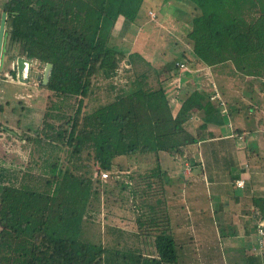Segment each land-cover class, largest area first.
Here are the masks:
<instances>
[{
	"label": "trees",
	"instance_id": "16d2710c",
	"mask_svg": "<svg viewBox=\"0 0 264 264\" xmlns=\"http://www.w3.org/2000/svg\"><path fill=\"white\" fill-rule=\"evenodd\" d=\"M155 1L6 0L1 7L0 23L3 13L7 21L0 69L3 56L10 62L24 59L51 68L47 83L40 80L50 92L42 128L35 129V134L21 129L29 144L35 145L33 157L23 169L0 163V264H109V238L115 239V230L125 232L114 225L116 219L125 217L123 213L118 216V209L129 210L135 225L118 261L180 264L178 244L165 213L166 199L137 200L138 191L131 190L126 180L131 175L124 169L122 157L153 154L158 165L141 178L148 187L158 181L165 185L167 173L161 167L160 154L181 153L198 144L206 139L203 129L207 124L218 121L221 110L216 102L224 103L210 100L214 90L205 93L197 87L189 94L184 92L180 110L174 115L167 85L171 77L183 72L185 76L197 67L218 72L229 68L227 73L233 78L247 83L252 93H260L253 80L264 87V0H172L180 6L190 5L191 14L188 32L183 33L189 50L173 56L171 63L163 58L154 61L148 49L131 52L113 41L120 20L128 28L129 24L143 27L149 18L147 8L159 10L168 0ZM123 63L132 67L137 88L88 111L97 77L117 75ZM180 64L188 70L183 71ZM10 74L17 76L16 71ZM232 99L235 109L241 99ZM198 114L204 124L191 132L187 126ZM259 122L263 124L262 119ZM2 124V131H7ZM97 170L109 172L110 179L97 176ZM120 173L126 178L121 180ZM110 186L113 192L118 188L122 194L129 192L130 197L123 203L115 196L108 200L113 193ZM100 188L105 204H112L106 216L112 224H105L109 235L105 244L89 245L84 242L88 235L84 218L96 211ZM253 202L255 217L264 223V198ZM257 229L264 232L263 226ZM144 235L150 237L146 239L151 240L150 245L140 240ZM125 236L123 233L121 242ZM139 247L150 249V255L140 252L134 257L132 250Z\"/></svg>",
	"mask_w": 264,
	"mask_h": 264
},
{
	"label": "rangeland",
	"instance_id": "374dc122",
	"mask_svg": "<svg viewBox=\"0 0 264 264\" xmlns=\"http://www.w3.org/2000/svg\"><path fill=\"white\" fill-rule=\"evenodd\" d=\"M156 1L154 4H156ZM5 2L6 0H0V10ZM189 6H180L179 2L174 3L172 0H168L164 2L163 7L159 10L148 7L149 18L144 23V26L142 25L143 27H139L136 24H129L128 28V25L124 24L126 22L120 20L113 41L121 43L122 47L129 48L131 52L134 49V41H142L141 44L146 42L148 44L146 48H148L147 52H149V57L154 58V61L165 57L167 59L166 63H171L173 56H178L183 50H189L186 44L187 39H183V33L188 32L189 29L187 23L190 20L189 14H191ZM137 51L142 50L138 49ZM142 52L144 53L145 51ZM150 53L153 54L151 55ZM163 53L166 55L163 56ZM3 62V70L0 69V106L3 107V111L0 113V124L3 123V127H6L8 130L3 132V128H0V163L23 169L33 157L35 145L29 144L24 137L26 136V131H22L21 129H30L29 132L33 134L35 129L41 130L42 128L43 117L46 111V105L48 104V96L50 95V92L42 86L40 81L43 79L44 82L46 68L39 67L38 64L34 63L29 71L28 80L25 78L23 80H17L9 77L10 71L15 67L13 62H10L7 56H3ZM126 69L129 70L132 67L122 65L119 71L124 72L123 70ZM214 71L212 69L213 73H202V76L205 77L206 74L207 76L206 79H201V85L205 86V89H203L205 93H211L215 89L221 93L225 92L224 96L223 94L221 95L224 105L222 106L220 102H216V105L221 110L220 117L216 119L218 121L209 122L207 127L203 129L205 131V138L208 137L206 134H210L211 132L212 140L207 139L201 141L198 145H191L190 153L194 154L196 160H193L189 157L190 154L186 153L183 155L176 154V156L174 155L175 158L171 156L172 154L169 156L165 155L161 159V167L167 173L166 176L168 178L173 177V175H184V171L188 168L185 164L189 163L194 165L199 160V167L194 173L196 177L200 176V182L202 183L198 184V191L201 193L198 200L201 202V205H192V201H187L186 204L183 203L182 205L178 202L174 203L175 206L172 205L173 197L176 194L177 196L184 197L185 201L190 199L188 190H185V187L189 185V181L186 180L185 183L183 176L181 180H176V185H172L171 183H164L165 185L158 183L156 185L154 184L155 186L153 187H145L143 185L140 174L143 175L142 173H145L148 170L147 168L151 170L155 168V165H158L153 155L137 154L129 157L123 156L121 162L125 170L131 171L129 173L133 177L131 189L137 188V200L144 199L146 194L149 195L147 197L148 199H151L153 196H159L166 199L169 204V208H166L165 212L167 216L181 213L188 220L192 218V210L193 215L196 214V208L198 206L204 208L206 212L208 211L207 217H210V219L207 223H204L205 226H197V234L190 235L188 232H179L175 229L176 232L174 233L179 248L180 264H251V261L264 264V247L262 248L263 251L256 252L248 244V239H245L247 237L246 233H244L246 230L252 233L253 241H255H249L250 244L254 243L252 246L258 245L257 236L258 238L260 237L255 227L256 217L252 214L249 216L248 214L251 208L250 199L248 197L243 198V196L241 197L234 193V183L238 177L244 178L248 184L250 182L255 184L264 183V109L262 110L264 105V87L258 81L253 80L256 84V90H260L261 92L259 91V94L252 93L250 91L252 89L246 87L247 83L244 84L241 80L233 78L231 74L227 73L229 68L221 72ZM189 73L193 74L194 72L191 70ZM198 74L196 73L197 76ZM168 75L170 77V74ZM183 77L184 75L180 77L179 81L178 79L176 80L178 81V87L182 86L183 82L181 78ZM124 79V77L120 76L109 78V90L104 93H97L100 96L97 100H94L92 97L88 105V111L101 108L137 88L135 76L129 79L130 82L127 86L121 87L122 91H119L117 87L125 82ZM151 79L153 80L152 75ZM106 80L99 78L98 84ZM172 82L173 77L170 78L168 85L170 86ZM196 87L197 89H202L192 84L186 89L188 94ZM237 96L241 99V102L235 109L240 107L242 109L241 111H235L234 106H231L233 104L232 98ZM224 106L225 111H223ZM22 109L25 110L23 111ZM20 116H22V120H20ZM199 118L200 115L198 119L193 120L196 122V127L200 124ZM261 119L263 124L259 122ZM20 123H23V127ZM196 127H191L190 129L195 130ZM238 129L246 132V140H239ZM204 131L201 132L204 133ZM225 136L228 137L225 138ZM173 154L175 153L173 152ZM174 161L175 163H173ZM200 161H202V165ZM174 164L177 167L175 166L176 168L173 170L172 167ZM246 165H248V168H245ZM207 169H209L208 171L211 175H217L215 181L212 183V190H216L222 185V191H224L214 193L213 197L209 196L212 200H208L202 190L204 189L205 191L207 186V183L204 182L205 175L207 176L208 174ZM237 170H241V174L233 173ZM118 176H120L121 180L126 178L121 173ZM211 188L212 186L210 187L208 185V194H210ZM113 189L110 186L111 192H113ZM118 189L112 195L110 194L108 200L115 196V199L118 201L121 199L122 201L120 202L123 203L126 201L124 199L130 197L129 192L122 194L120 188ZM163 189L165 191H162ZM100 196L101 201L94 203L96 211L90 212L86 217L87 219L84 218L85 227L88 230V235H84L86 236L84 242L89 245H97L100 242L105 244L109 238L105 224L107 222V225L111 223L106 216L110 209L109 206L112 204H105L106 199L102 188H100ZM220 207L223 208L220 209ZM111 209L114 208L111 207ZM117 211L118 216H121L123 213L125 217L116 219L114 225L134 229V217L129 213V210L122 212L118 209ZM209 212L212 213V217ZM184 217L179 221L180 224L186 222L184 221ZM251 220L253 221L251 222ZM193 225H198V223H193ZM249 225H252V227L250 228ZM197 230L200 231L197 232ZM128 231L122 232L115 230V239L111 240L109 238L110 241H108V251L106 253L109 264H124L122 260L118 261V256L123 258L125 243L129 235ZM234 231L240 233H235L236 236H234ZM201 232L203 233L202 236H200ZM84 233V231H81L80 234ZM123 233L126 236L121 242L120 239ZM80 234L78 237L81 236ZM228 234H230V237H228ZM131 236H133V233ZM146 236H141L140 240L143 241L144 239V244L150 245L151 240H146L150 237ZM133 240L138 242V239ZM238 242H242L244 246L240 243L238 244ZM149 250L142 251L139 247L138 249L132 250V255L138 257L141 252L149 256Z\"/></svg>",
	"mask_w": 264,
	"mask_h": 264
},
{
	"label": "crops",
	"instance_id": "0c3cea01",
	"mask_svg": "<svg viewBox=\"0 0 264 264\" xmlns=\"http://www.w3.org/2000/svg\"><path fill=\"white\" fill-rule=\"evenodd\" d=\"M141 43H142V41H134V43H133L134 49L138 48V49H140L142 51H145L146 49H148V48H146L148 46V44L146 42H144V44H141ZM142 51H139V52H142ZM163 59L165 60V57ZM122 65L124 66L125 63H123ZM126 67H127V65H126ZM123 71L124 72L118 71L117 76L116 75L112 76V77H119L120 76V77H124L125 78L124 79L125 82L121 83L120 84L121 86L118 85L119 87H117L119 91H122L121 90L122 86H127L129 84V82H130L129 79L130 78L135 77V73H134V71L132 69H129V70L126 69V70H123ZM192 72H194V73L193 74H190V73L188 74L187 73V74H185V76L183 78H181V81L183 82L182 86L178 87V81H179L180 77H182L184 75L183 74L184 72L180 73V75L178 77H175L173 79V82H172L173 84L171 83V85L169 87L170 88L169 91H168L169 101L172 104L174 115H176L178 113V111L180 110L181 99H182V96H183L184 92L186 91V89H188L192 84H195V86L197 85L198 87L202 88V90L205 89V86L201 85V83H202L201 79H206L207 74L204 77V76H202V73H205V72L213 73L212 72V68H209V67H197V69L192 70ZM214 72H217V71L215 70ZM196 73H199L198 76L196 75ZM112 77H110V78H112ZM99 78H102V80H103V78L107 79L106 77H104V75H100L95 80V82H94V90H93V94H92V97L94 98V100H97L100 97L99 95H97V93H99V92L100 93H104L105 91L109 90V88H110L109 87V83H108L109 82V78L106 81L102 82L101 84L100 83L98 84ZM177 79H178V81H176ZM185 79H187V80L189 79V80L187 81ZM169 80H168V82H169ZM168 82H167V85H168ZM186 82H188V83H186ZM115 86H117V85H115ZM212 95L213 94H210V100H211V96ZM92 97L89 100V103L92 100ZM263 109H264V105L262 107V110ZM223 111H225V106H224ZM199 115H200V118H199L200 119L199 120L200 124L203 123V116L201 114L195 115L193 118H191V121H192L191 124H188L190 128L197 126L196 122L193 121V120H195L196 118L198 119ZM190 128H189V130L191 132L195 131V130H191ZM241 131H243V134L239 135V140H246L247 139L246 132H244V130H241ZM207 135H208V137L205 140H207V139L212 140L211 138H213V137H212L211 132H210V134H207ZM226 137H228V136H225V138ZM198 144H196V145H198ZM191 147L192 146H189L187 149H184L181 153H175V154H172L171 156L173 158H175L176 154L177 155H183V154L186 153V154H190L189 157H191L194 160L195 159L194 154L190 153V148ZM145 155L148 156V155H153V154H145ZM165 155L169 156V155H167V153H161L160 154L161 159H162V157H165ZM154 158H156V157L154 156ZM200 162H201V165H202V161H200ZM173 163H175V161ZM185 165L188 166V168H187L188 170L186 169L184 171V175L183 174L179 175V176L178 175H173V177H170V178H168V177L165 178L166 176L164 177L166 183H171L172 185H176V180L177 179L181 180L182 176H183V179L185 180V183H186V180L189 181V185L185 187V190H188V192L190 194V199L185 201L184 197H180V195L177 196V194H176V196L173 197L174 199L172 201V205L175 206L174 203H177V202L179 204H181V205L183 203L186 204L187 201H192V205H198V204L201 205V202L198 200L199 196L201 195V193L198 191L199 190V185L198 184H202V183L200 182V176L196 177V174L194 173L199 167V160H197V162H195L194 165L189 164V163H186ZM175 166L176 165L174 164L173 167H172L173 170L177 167V166L176 167ZM155 167H156V165H155ZM245 168H248V165H246ZM147 169L148 170L145 173L150 171L149 168H147ZM208 170L209 169H207V173L208 174H207V176L205 175V179H204V182L207 183V186L205 188V191H204V189H202V190L205 193L204 195L208 198V200H212L209 196L213 197L214 193H216V192L220 193L223 189L221 187L222 185H220L216 190H212L213 189L212 183L215 181V178L217 177V175H211ZM186 171H188V172H186ZM145 173L144 172L142 173L143 177H144ZM233 173L241 174V170H237V171H235ZM141 177H142V175L140 174V179H142ZM132 179H133L132 176H131V179H126L127 181L130 182L129 183L130 185L132 184ZM236 181H244V186L243 187H238L237 184H236ZM236 181L234 183V193H236L237 195H239L241 197L243 196V198H247L248 197V199H250L251 208H250L248 214H249V216H251V214L255 216L256 212H255V209H254L253 200L254 199H258V198H264V183L263 184H261V183L260 184H255V183H251L250 182V184H248L247 181L244 178H242V177L236 178ZM142 183H143V185H145V187H148L147 182L145 180L142 179ZM158 183H161V182H156V184H158ZM177 185H178V183H177ZM208 185H210V187L212 186V188L210 190V194H208V190H207ZM131 190L138 191L136 187H135V189H131ZM162 191H164V189ZM222 192H224V191H222ZM148 196L149 195L146 194L145 198H147ZM206 204H207V201H206ZM167 208H169V204L168 203H167ZM222 208L223 207H220V209H222ZM196 209L197 210H196V214L195 215H193V210H192V213H191V217L192 218L189 219V220L187 219V217H184V215H181V213L172 214L173 216L172 215L171 216L168 215L169 219L171 221V229H172L174 235H175L174 232H176V231H179V232H184L185 231V233L188 232L190 235H195V234H197L196 233L197 226L198 227L205 226L204 223H207L209 221V219H210V217H207L208 211L206 212L205 209L200 207V206H198ZM209 213H210V216L212 217V213L211 212H209ZM183 217H184V221H186V222L184 224H182V223L180 224L179 221H181V219ZM252 221L253 220H251V222ZM193 223L194 224L198 223V225L194 226ZM260 226H263V228H264V223L258 221L257 218H256V225H255L256 229L259 228ZM118 227H121L122 229H124V231H126V230L133 231L134 230V229H127L128 227H122V226H118ZM249 227L251 228L252 225H249ZM175 229H176V231H175ZM198 231H200V230H197V232ZM257 231H258V235L260 236L259 238L257 236V239H258L257 240V242H258L257 246H252V244H254V243H252V244L249 243V241L255 242V241H253L252 233L249 230H246L244 232L247 235V237L245 239H248V244L252 247V250H255L256 252H261V251H263L262 248L264 247V240L262 239V238H264V235L260 234L259 229H257ZM235 233L237 234V233H240V232L234 231V236H236ZM202 235H203V233L201 232L200 236H202ZM228 237H230V234H228ZM239 243L242 246H244L242 242H238V244ZM234 248H235V246H234Z\"/></svg>",
	"mask_w": 264,
	"mask_h": 264
},
{
	"label": "built area",
	"instance_id": "2783aa9c",
	"mask_svg": "<svg viewBox=\"0 0 264 264\" xmlns=\"http://www.w3.org/2000/svg\"><path fill=\"white\" fill-rule=\"evenodd\" d=\"M13 64H14L15 67L13 68L12 71H16L18 73L15 79H17V80H20V79L23 80V78H25L26 80H28L29 71H30V69L33 66L32 63H30L28 61L25 62V64H24V70L22 71V74L21 75H20L19 69H18V62L17 61L16 62H13ZM0 66H1V64H0ZM180 68L183 71H187L188 70L187 67L184 64H180ZM9 77L11 78L13 76L10 74ZM211 100L212 101H222V97H221V95H220V93H219V91L217 89L214 90V94L211 96ZM97 171L98 172L96 173V175L97 176L100 175L103 180H106V179H108L110 177V174L107 171H100V170H97ZM237 186L238 187H243L244 186V181H238L237 182ZM260 234L261 235H264L263 230H260Z\"/></svg>",
	"mask_w": 264,
	"mask_h": 264
},
{
	"label": "water",
	"instance_id": "95a60500",
	"mask_svg": "<svg viewBox=\"0 0 264 264\" xmlns=\"http://www.w3.org/2000/svg\"><path fill=\"white\" fill-rule=\"evenodd\" d=\"M6 21H7V15H6V13H3L2 18H1V23H0V64H1L2 54L4 52ZM17 62H18L19 73L21 75L22 71L24 70V64H25L26 60L18 59ZM50 68H51V65H48V67L46 68V73L44 76V83H47Z\"/></svg>",
	"mask_w": 264,
	"mask_h": 264
}]
</instances>
